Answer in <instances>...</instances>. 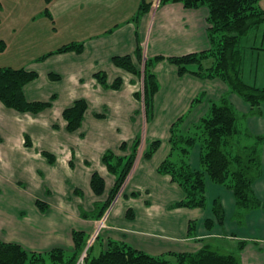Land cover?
Masks as SVG:
<instances>
[{
	"label": "crops",
	"instance_id": "crops-1",
	"mask_svg": "<svg viewBox=\"0 0 264 264\" xmlns=\"http://www.w3.org/2000/svg\"><path fill=\"white\" fill-rule=\"evenodd\" d=\"M123 1L91 0L84 4L90 8L101 5V73H105L107 77V86L101 87V122L92 121L90 127L87 124L86 112L81 128L75 132H69L66 129L67 123L62 118L63 111L73 106L77 100H85L89 104L87 94H84L85 88L82 87L83 74L90 63L88 59L84 60L88 48L81 56H78L76 51L58 53L59 48L55 50L56 52L53 51L55 57H48L50 62L46 65L47 69L53 68L60 75L63 73L70 75V80L65 85L66 93L64 95L61 92L56 95L52 94L57 99L62 98L57 103L58 113L54 115L59 124H54L50 115H46L51 112L50 110L33 116L8 109L0 103V169H10V156L3 157L4 153L18 154L17 159L24 166L23 157L28 152L25 141L26 133L32 141L31 136L39 138L42 135L45 140L41 142L42 146L37 148L39 152L36 154V161L33 162L43 171V178L40 179L42 181L38 186L40 192L45 193L42 189V185L45 184L50 193V198H48L50 204L47 210L40 211L36 209V205V207L31 206L28 216L20 209L19 201L12 206H5L2 202H9L10 195L3 193L0 198V240L18 244L28 252L47 253L54 249H63L73 253L76 251L73 239L76 232L83 234L84 242L87 244L92 235L100 229L96 242L101 237L107 239L103 241L100 254L107 249L109 242L113 241L157 257L172 253H196L205 246L221 251L219 247L206 244L205 240L216 238L217 241L222 238L223 231L227 228L230 235L226 240H238L237 249H241V243L246 250L250 248L247 256H244L246 250L242 248L245 250H242V259H240L242 264H264V210H253L248 213L246 215L247 228L239 227L234 220L236 202L233 192L223 185L214 183L209 177L206 187L208 197L215 201H224V206H222L225 213L226 228L224 229L219 227L217 217L209 208L206 212L203 210L186 211L182 213V221L178 219L177 222L167 220L157 223L153 216H149L147 220L138 224L146 227H154L158 224L160 229L168 232L166 236L127 230L133 229L131 228L133 223L125 220L126 205L122 202L123 195L127 199L132 198L131 195H135L145 180H150L151 167H148L142 156L137 161V165L130 170L131 177L129 178V173L119 198L117 197L109 209L104 212L101 210L115 190L122 173L121 168L124 165L122 159L127 155L122 152L121 145L123 143L128 145L130 136L127 131L122 130L127 124L121 123H127L133 115V109L129 106L133 105L135 109L137 108L135 94L139 92V78L116 67L113 63V58L116 56H131L137 67L135 56L140 43L135 36L136 30L130 23L131 17L128 16L132 7ZM67 6L68 4L65 5L66 11H68ZM145 6L149 12L156 7L152 12L153 16L148 13L143 26L145 37L149 24L151 26L147 48L149 59L180 57L201 53L211 48L207 33L210 9L207 6L185 8L181 3H171L166 7L155 3L150 6L145 4ZM103 11H108L110 17L115 15L120 18L109 21ZM121 12L125 16H122ZM256 30L255 42L260 34L259 27ZM251 38L249 35L247 41ZM254 45L256 49L257 44ZM260 49H264V39ZM93 51L94 54H99V46L95 45ZM52 60H60V63L52 66ZM195 72L197 71L191 68L181 75L179 68L178 72L169 68V78L163 85L159 84L158 76L153 73L159 85L154 99L155 106L165 98L169 106L174 105L170 113L175 112L178 115L183 113L192 101L204 99L201 109L197 112L196 121L205 118L210 111L211 103L218 101L228 92V85L220 78H202L194 75ZM53 75L61 79L60 75ZM119 79L122 81L121 86L118 89L113 88L114 83ZM37 81L39 80L31 84L36 85ZM45 82L48 85L43 88L38 86L34 88L41 89L43 96L50 95L61 88V85H49L48 79ZM29 85L24 88L25 94H27L26 88ZM32 90L34 98L29 97L28 94L25 96L29 102H47V100L36 101L38 96ZM99 97L100 94L95 91L92 98L97 100ZM55 103L52 102L53 107ZM231 103L235 110L240 108L244 111V115L249 116L250 106L246 101L233 94ZM260 116H263L261 123L252 125L248 129L254 136L264 135V103L261 105ZM255 117L249 120H257ZM109 120L117 124L108 126ZM199 149V151L195 149V154L191 158L192 170H200L202 149ZM107 151H113L114 160L111 159L110 162L116 167L114 172H111L104 162V155ZM44 152L53 155L52 161L43 155ZM28 154L31 155V153ZM260 161L261 176L254 182L253 191L264 204V144L260 147ZM94 174H98L104 181V188L100 194L91 187ZM153 175L158 183L166 187L165 192L171 189L175 192L176 199L184 198L185 194L179 187L180 185H170L167 178H163L155 171ZM207 220L212 222L210 228L207 226ZM192 221L197 222L196 232L190 230ZM253 243L259 244L260 250Z\"/></svg>",
	"mask_w": 264,
	"mask_h": 264
},
{
	"label": "rangeland",
	"instance_id": "rangeland-1",
	"mask_svg": "<svg viewBox=\"0 0 264 264\" xmlns=\"http://www.w3.org/2000/svg\"><path fill=\"white\" fill-rule=\"evenodd\" d=\"M86 1L91 0H0V68L10 67L13 69H26L29 71L34 70L38 73V76L34 81L37 79L39 81L36 82V85L31 84L34 83V81L27 83L25 87L29 84L31 85L26 88V92L29 97H33L34 95L31 93V90L33 89L32 92L36 93L38 96V100L36 101L47 100V102H50L51 104L52 102L55 103L57 101L54 104V107L51 105V107L45 110L51 111L46 115H50L54 124H59L54 115L58 113V110L56 109L58 106L57 103L62 98L58 97L57 99L56 96L53 95L60 94V92L62 95L66 93L65 85L69 82L70 75L66 73L60 75L57 71H54L53 68L47 69L46 65L50 62L48 57H55L53 55L56 52L55 50L63 48L65 45H83L84 50L81 53L76 52L78 56H81L85 49L87 50L88 48V53H86L84 60L88 59L90 63L87 71L83 74L82 82V87L85 88L84 94H87L89 101L87 109V124L91 127L93 122H96L97 120L101 122V87H105L101 84V5L90 8L84 5L86 4ZM123 3H128L132 7L128 16L131 17L130 23L136 30L135 36L142 49V59H137L136 56L135 58L137 59L138 69L143 72L144 62L149 59L147 48L149 32L151 30L149 24L148 33L145 37L143 34L144 19L147 17L148 13L150 16H153L152 12L156 9V7H154L152 12H149L146 10L145 4L150 6L152 3H155L159 4V6L164 5L166 7L175 2H173V0L163 2H161V0H124ZM66 4H68V11L65 9ZM259 6L264 9V0L259 1ZM108 13V11H103V14H106L109 21L120 18V16L115 15L110 17ZM121 15L125 16L122 12ZM259 29L260 34L257 42H255L257 30L251 32L250 35L252 38L247 41L248 49L246 50L244 57L243 79L251 86L264 88V49H260L264 39V24L260 25ZM254 44H257L256 49H254ZM95 45L99 46V54H94L93 50ZM213 61V59L204 61V67L212 66ZM55 63H60V60H52V66ZM177 67V65L175 66L171 63L169 57H165L164 59L156 61L151 67V70L158 76L159 84L163 85L169 78V68L178 72ZM191 68L199 71V66L196 64L188 66V69L191 70ZM53 74L60 75L61 79H58ZM136 77L138 79V76ZM47 79L49 80V85H61V88L50 93V95L43 96L41 89L34 88L37 86L43 88V86L48 85L45 82ZM142 81L143 79L139 78L140 83L138 82V91L141 92H143ZM105 89L108 90V88ZM95 91L100 94V97L97 100L92 98ZM27 94H25V96ZM233 94L231 88L228 86V92L218 101H215V103H218L224 97L228 98L231 102V96ZM235 95L243 99L240 95ZM135 101L137 103L136 109L133 105L129 106L130 109H133V115L127 123H121L127 124L122 130L127 131L130 136L128 141L129 144L127 145L126 143H123L121 145L122 152L127 155L126 158L122 159L124 165L122 166L121 171L125 167L128 159L132 157L134 158V167L137 165V161H139L141 156L145 159V162H147L148 167H151V171L149 173L150 180H145L142 185L140 184L141 187L135 192V195H131L132 198L127 199V197L123 195L122 202L126 205L125 220L133 223L131 225V228L133 229L127 230L147 232V234L155 236H166L168 232L160 229L158 224H155L154 227L139 226L138 224L147 220L149 216H153L154 219L157 220V223L165 222L167 220L177 222L178 219L182 221V213H186V211L189 210L191 212L201 210L206 212L207 209L211 208L214 214L216 201L215 199L208 197L207 188L206 204L204 207H182L179 203L186 198V192L181 186H179V184L172 182L170 174L160 172L161 164L166 160H170L178 167L182 165H190V163H192L191 158L195 154V149L198 151L200 150L199 148H201L202 144L198 141L195 143V146L191 148L189 156H182L181 149L185 147V145L182 144L176 136H190L197 132V127L200 125V120L198 119V121H196L197 112L201 109V103L204 102V99L192 101V103L186 107L185 111L178 115H176L175 112L170 113V111L174 109V105L169 106L166 103L165 98H163L162 102L157 106H155L154 103L153 111L147 114L145 112L143 100L135 97ZM236 112L240 118V121L238 122L239 128L249 129L250 126L261 123V119L263 118V116H260L261 114L255 115L257 117L254 115L244 117V111L240 108H236ZM41 113L36 115L31 113L23 114L38 116ZM253 117L257 120H249ZM115 124H117L115 121H108V126ZM121 124L119 123V127ZM174 125H176L175 132H172ZM28 135L29 134L26 133L25 141L27 137L30 139ZM49 136L50 135H48V137ZM31 137H33L34 142L30 139L33 144L31 143V145L27 146L28 152H26L23 157L24 166H22L21 161L17 159L18 154L4 153L3 157L10 156V169H0V198L3 193L10 195L9 202L2 203L5 206H12L16 201H19L20 209L23 210V213L26 216H28L31 206H37V201L50 204L48 200V198H50V193L48 192L47 185H42V189L45 193L40 192L38 188L42 181L40 179L43 178V171L33 162L36 161V154L39 152V149L37 150V148L42 146L41 142L45 139L42 135L39 136V138L35 136ZM28 153H31V155ZM105 155H109L112 160H114L113 151H107ZM199 168L202 169L201 166H199ZM154 171L163 178H167L170 185H178L185 194L184 198L181 200L176 199L175 192L171 189H168V191L165 192L166 187L164 188L162 183L157 182V179L153 175ZM131 174L132 173H130L129 178L131 177ZM208 177L209 176L206 175V187L207 179H209ZM122 191V189L119 191L115 200L117 197L119 198ZM217 201L221 206H224V201ZM36 209L40 210L38 206ZM250 212L251 211L241 212L242 217L241 215L237 217V214L234 216V220L239 227H243L244 229L247 228L246 215ZM196 224L197 222L195 221L190 222L191 231L196 232ZM219 225L221 229L226 228L225 224ZM227 230L228 229L226 228L223 231L222 238H219L217 241L216 238H209L205 240L206 244L213 247H219L221 253H234L242 259V250L245 248L243 247L244 249L242 250L239 248L237 249L238 240H226V238H228L227 236L230 235ZM104 240L107 241L106 238L101 237L100 240L98 239L97 242L95 241L96 244L94 243L93 247H89V240L81 257L86 258L88 250L91 258L99 256ZM253 245L260 250L259 244L253 243ZM249 249L250 248L247 250L245 249L246 251L244 250V256H247ZM163 257L172 263L176 262L174 256L163 255Z\"/></svg>",
	"mask_w": 264,
	"mask_h": 264
},
{
	"label": "trees",
	"instance_id": "trees-1",
	"mask_svg": "<svg viewBox=\"0 0 264 264\" xmlns=\"http://www.w3.org/2000/svg\"><path fill=\"white\" fill-rule=\"evenodd\" d=\"M167 0H161V2ZM260 0H173L181 3L185 8L207 6L210 9L207 33L211 48L201 53H192L180 57L169 58L177 65L179 74L188 72L187 67L192 64L199 66L194 75L202 78H220L230 88L232 93L240 95L249 106L248 115H260L261 105L264 103V88L247 84L243 79V64L246 42L250 32L264 24V9L259 6ZM4 45V44H3ZM83 45H66L58 53L76 51L81 53ZM136 58L142 59V49L138 44ZM148 59L144 62V71L136 67L131 56H116L113 63L143 79V92L139 91L135 97L144 102L146 114L153 111L155 95L159 85L151 67L158 60ZM213 59L210 67H204V61ZM38 76L35 71L26 69L0 68V103L8 109L19 113L39 114L49 107L50 102H29L24 93L25 85L34 81ZM101 84L107 86V77L101 73ZM122 81L116 80L113 88L118 89ZM88 104L85 100H77L73 106L62 113L67 123V131L75 132L83 124ZM246 117V115L244 116ZM240 118L230 100L222 98L218 103L212 102L208 115L200 121L197 132L190 136H176L185 145L181 149L182 156H189L191 148L200 141L201 167L192 170L190 165L178 167L170 160H166L160 167V172L168 173L172 182L179 184L187 196L179 205L186 208H202L206 204V175L216 184L230 189L236 202L237 217L241 212L264 210V204L255 196L254 182L261 176L260 147L264 144V135L254 136L247 128H239ZM176 125L172 132H175ZM28 139V140H27ZM26 145H31L26 138ZM43 155L52 161L53 155L44 152ZM112 158L105 155L107 168L114 172L116 167L111 164ZM134 164V158L128 159L122 170L115 190L111 193L103 209L107 210L113 204L119 191ZM92 189L100 194L104 188V181L94 174L91 181ZM41 211H46L48 204L37 201ZM101 212V214L103 213ZM214 214L218 223L223 225L225 213L222 206L215 202ZM242 217V215H241ZM207 226H212L207 221ZM76 251L73 253L63 249H54L47 253L28 252L18 244L6 243L0 240V264H78L83 255L86 244L82 233L73 235ZM241 250L243 248L241 243ZM176 258L172 263L163 256H150L142 251L118 242L110 241L108 247L99 256L91 258L89 250L83 264H242L234 253H221L209 246L203 247L196 253H172Z\"/></svg>",
	"mask_w": 264,
	"mask_h": 264
},
{
	"label": "built area",
	"instance_id": "built-area-1",
	"mask_svg": "<svg viewBox=\"0 0 264 264\" xmlns=\"http://www.w3.org/2000/svg\"><path fill=\"white\" fill-rule=\"evenodd\" d=\"M100 229H98L91 237L90 241H89V247L93 245L94 241L96 240L98 233H99ZM84 261V257H81L80 261L78 264H83Z\"/></svg>",
	"mask_w": 264,
	"mask_h": 264
}]
</instances>
